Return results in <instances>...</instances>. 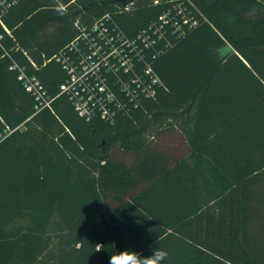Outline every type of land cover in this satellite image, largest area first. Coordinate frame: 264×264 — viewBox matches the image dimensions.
Returning <instances> with one entry per match:
<instances>
[{
	"label": "trees",
	"instance_id": "obj_1",
	"mask_svg": "<svg viewBox=\"0 0 264 264\" xmlns=\"http://www.w3.org/2000/svg\"><path fill=\"white\" fill-rule=\"evenodd\" d=\"M179 2L197 24L147 53L164 85L114 122L81 116L59 58L81 28L110 14L135 37ZM4 22L0 264H264V0H20Z\"/></svg>",
	"mask_w": 264,
	"mask_h": 264
},
{
	"label": "built area",
	"instance_id": "obj_2",
	"mask_svg": "<svg viewBox=\"0 0 264 264\" xmlns=\"http://www.w3.org/2000/svg\"><path fill=\"white\" fill-rule=\"evenodd\" d=\"M18 1L0 0V40L1 27L9 32L4 16ZM196 24L197 20L187 12L183 2L176 3L135 37L128 36L112 16L106 14L89 28H81L80 35L69 45L75 57L67 52L59 56L69 71L62 91L70 95L81 116L87 119L101 116L114 122L118 113H129L143 98L154 96L164 85L147 53L158 39L164 38L165 25H170L174 33L182 34L186 31L184 25L191 28ZM11 68L19 71V79L40 105H50L51 99L35 76L28 75L16 61L11 63ZM12 131L9 126H0V143Z\"/></svg>",
	"mask_w": 264,
	"mask_h": 264
},
{
	"label": "clouds",
	"instance_id": "obj_3",
	"mask_svg": "<svg viewBox=\"0 0 264 264\" xmlns=\"http://www.w3.org/2000/svg\"><path fill=\"white\" fill-rule=\"evenodd\" d=\"M167 253L156 249L150 256H143L134 251H120L112 255L108 264H164Z\"/></svg>",
	"mask_w": 264,
	"mask_h": 264
},
{
	"label": "rangeland",
	"instance_id": "obj_4",
	"mask_svg": "<svg viewBox=\"0 0 264 264\" xmlns=\"http://www.w3.org/2000/svg\"><path fill=\"white\" fill-rule=\"evenodd\" d=\"M254 228L255 242L257 241V244H260L264 248V212L257 216Z\"/></svg>",
	"mask_w": 264,
	"mask_h": 264
},
{
	"label": "water",
	"instance_id": "obj_5",
	"mask_svg": "<svg viewBox=\"0 0 264 264\" xmlns=\"http://www.w3.org/2000/svg\"><path fill=\"white\" fill-rule=\"evenodd\" d=\"M127 1H128V0H123L124 4H126V3H127Z\"/></svg>",
	"mask_w": 264,
	"mask_h": 264
},
{
	"label": "crops",
	"instance_id": "obj_6",
	"mask_svg": "<svg viewBox=\"0 0 264 264\" xmlns=\"http://www.w3.org/2000/svg\"><path fill=\"white\" fill-rule=\"evenodd\" d=\"M6 25V24H5Z\"/></svg>",
	"mask_w": 264,
	"mask_h": 264
}]
</instances>
